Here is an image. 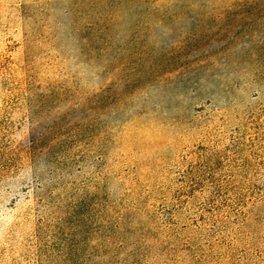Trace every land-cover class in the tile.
<instances>
[{"label":"rangeland","instance_id":"374dc122","mask_svg":"<svg viewBox=\"0 0 264 264\" xmlns=\"http://www.w3.org/2000/svg\"><path fill=\"white\" fill-rule=\"evenodd\" d=\"M263 187L264 0H0V264L111 214L264 264Z\"/></svg>","mask_w":264,"mask_h":264},{"label":"trees","instance_id":"16d2710c","mask_svg":"<svg viewBox=\"0 0 264 264\" xmlns=\"http://www.w3.org/2000/svg\"><path fill=\"white\" fill-rule=\"evenodd\" d=\"M256 194L255 203L264 204V187L262 190H257ZM39 204L41 205V201ZM124 217L125 215H119L116 221L111 214L106 217V221L101 227L97 223L92 225L86 236H82L81 242L75 245L66 244L62 250H57L62 258L59 257L58 260H55L56 264H214V248L211 247L207 253L200 254L198 251L199 246L197 244L193 245L189 237L184 235L183 230L174 232L177 230L175 224H170L168 228L167 226L163 227V225L157 227V232L163 233L164 241L160 245L161 247L167 245L165 250L153 254H149L148 251L144 250L142 256L138 255L137 250L129 249L123 241H114V236L120 230V220ZM44 220L43 217H39L38 233L39 228L45 222ZM76 231L81 235L79 228ZM146 233H148V236L154 237L150 240L157 244L158 239H156V236L159 233L153 231L152 233L146 231ZM147 235H144V238L147 242H150ZM46 248V244L41 243L39 249L40 251L42 249L41 253L43 255H45ZM73 255H79L80 257L74 259ZM45 258L48 259L49 257ZM43 261L45 263L44 259Z\"/></svg>","mask_w":264,"mask_h":264}]
</instances>
